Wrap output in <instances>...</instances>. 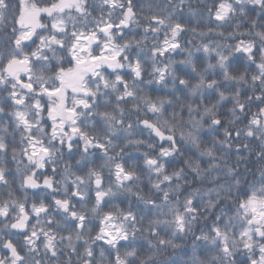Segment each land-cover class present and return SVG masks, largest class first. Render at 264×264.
<instances>
[{"label": "snow or ice", "instance_id": "obj_1", "mask_svg": "<svg viewBox=\"0 0 264 264\" xmlns=\"http://www.w3.org/2000/svg\"><path fill=\"white\" fill-rule=\"evenodd\" d=\"M0 264H264V0H0Z\"/></svg>", "mask_w": 264, "mask_h": 264}]
</instances>
